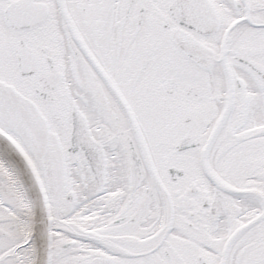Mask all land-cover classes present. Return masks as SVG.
I'll list each match as a JSON object with an SVG mask.
<instances>
[{
	"label": "snow or ice",
	"instance_id": "obj_1",
	"mask_svg": "<svg viewBox=\"0 0 264 264\" xmlns=\"http://www.w3.org/2000/svg\"><path fill=\"white\" fill-rule=\"evenodd\" d=\"M0 264H264V0H0Z\"/></svg>",
	"mask_w": 264,
	"mask_h": 264
}]
</instances>
